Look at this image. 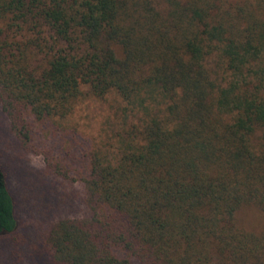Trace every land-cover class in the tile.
I'll list each match as a JSON object with an SVG mask.
<instances>
[{"label": "trees", "instance_id": "trees-1", "mask_svg": "<svg viewBox=\"0 0 264 264\" xmlns=\"http://www.w3.org/2000/svg\"><path fill=\"white\" fill-rule=\"evenodd\" d=\"M90 100L103 138L79 149ZM0 108L21 144L57 137L48 263L264 264V0H0Z\"/></svg>", "mask_w": 264, "mask_h": 264}, {"label": "rangeland", "instance_id": "rangeland-1", "mask_svg": "<svg viewBox=\"0 0 264 264\" xmlns=\"http://www.w3.org/2000/svg\"><path fill=\"white\" fill-rule=\"evenodd\" d=\"M100 106L90 100L87 106L82 104L66 120L67 123L76 125L77 133L83 139V145L79 149L89 145L93 137L97 141L103 138L102 121L107 116V109L104 104ZM79 137L77 139L81 141ZM69 138L76 140L72 135ZM49 158L57 163V137L48 135L40 124L34 123L28 145L21 144L0 108V163L14 199L17 222L15 234L19 235L16 240L9 235H0V264H50L43 256L41 236L45 235L51 221L57 218V186L60 183L44 165L45 159ZM68 161L74 172L82 170L78 156L74 163L70 158ZM39 182L48 184L49 187L45 185L47 192L45 189L41 192L43 186ZM63 187L64 192L59 193V199L67 207L76 196V190ZM246 212L248 214L242 215V222L247 219L255 225L256 218L249 211Z\"/></svg>", "mask_w": 264, "mask_h": 264}]
</instances>
